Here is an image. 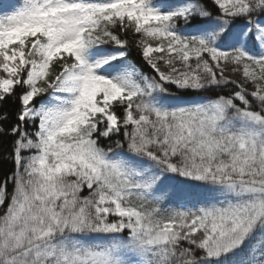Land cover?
Returning <instances> with one entry per match:
<instances>
[{
	"label": "snow or ice",
	"instance_id": "obj_1",
	"mask_svg": "<svg viewBox=\"0 0 264 264\" xmlns=\"http://www.w3.org/2000/svg\"><path fill=\"white\" fill-rule=\"evenodd\" d=\"M0 137V264H264V0H0Z\"/></svg>",
	"mask_w": 264,
	"mask_h": 264
},
{
	"label": "trees",
	"instance_id": "obj_2",
	"mask_svg": "<svg viewBox=\"0 0 264 264\" xmlns=\"http://www.w3.org/2000/svg\"><path fill=\"white\" fill-rule=\"evenodd\" d=\"M133 55L132 58H136V53L135 50L133 49ZM145 70L147 71V67L145 66ZM8 108L9 111H14L15 110V106L14 105H7L6 106ZM10 139L8 137H0V153H2L5 149H7L10 145ZM11 167L10 164H4V165H0V175H2V173L7 170V168Z\"/></svg>",
	"mask_w": 264,
	"mask_h": 264
}]
</instances>
